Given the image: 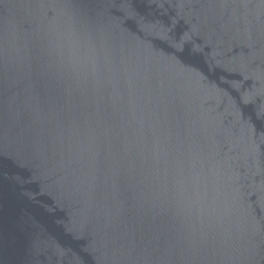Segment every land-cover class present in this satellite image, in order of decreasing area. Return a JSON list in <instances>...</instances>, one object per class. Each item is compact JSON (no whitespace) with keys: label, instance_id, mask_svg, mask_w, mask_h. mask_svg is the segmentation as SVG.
Returning <instances> with one entry per match:
<instances>
[{"label":"water","instance_id":"95a60500","mask_svg":"<svg viewBox=\"0 0 264 264\" xmlns=\"http://www.w3.org/2000/svg\"><path fill=\"white\" fill-rule=\"evenodd\" d=\"M0 264H264V0H0Z\"/></svg>","mask_w":264,"mask_h":264}]
</instances>
